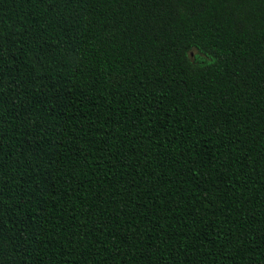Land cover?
<instances>
[{
  "label": "trees",
  "instance_id": "1",
  "mask_svg": "<svg viewBox=\"0 0 264 264\" xmlns=\"http://www.w3.org/2000/svg\"><path fill=\"white\" fill-rule=\"evenodd\" d=\"M0 264H264V0H0Z\"/></svg>",
  "mask_w": 264,
  "mask_h": 264
},
{
  "label": "rangeland",
  "instance_id": "2",
  "mask_svg": "<svg viewBox=\"0 0 264 264\" xmlns=\"http://www.w3.org/2000/svg\"><path fill=\"white\" fill-rule=\"evenodd\" d=\"M194 55H195V51H192V57H194Z\"/></svg>",
  "mask_w": 264,
  "mask_h": 264
}]
</instances>
